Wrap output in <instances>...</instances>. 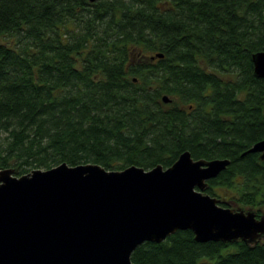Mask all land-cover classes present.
I'll list each match as a JSON object with an SVG mask.
<instances>
[{"label": "trees", "instance_id": "obj_1", "mask_svg": "<svg viewBox=\"0 0 264 264\" xmlns=\"http://www.w3.org/2000/svg\"><path fill=\"white\" fill-rule=\"evenodd\" d=\"M261 50L264 0H0V169L165 168L189 151L229 159L205 193L264 214V159L244 153L264 138ZM130 259L264 264V240L177 230Z\"/></svg>", "mask_w": 264, "mask_h": 264}, {"label": "water", "instance_id": "obj_2", "mask_svg": "<svg viewBox=\"0 0 264 264\" xmlns=\"http://www.w3.org/2000/svg\"><path fill=\"white\" fill-rule=\"evenodd\" d=\"M251 61L264 78V50ZM251 152L264 159V138L244 153ZM228 164L183 151L165 168L62 162L21 175L2 168L0 264H136L130 255L139 244L186 229L198 242L253 244L264 238V214L221 206L204 192Z\"/></svg>", "mask_w": 264, "mask_h": 264}, {"label": "flooded vegetation", "instance_id": "obj_3", "mask_svg": "<svg viewBox=\"0 0 264 264\" xmlns=\"http://www.w3.org/2000/svg\"><path fill=\"white\" fill-rule=\"evenodd\" d=\"M264 240V238H262L260 241H263Z\"/></svg>", "mask_w": 264, "mask_h": 264}]
</instances>
